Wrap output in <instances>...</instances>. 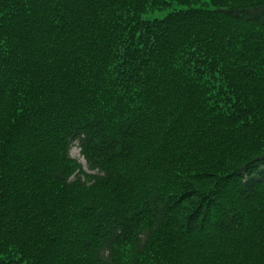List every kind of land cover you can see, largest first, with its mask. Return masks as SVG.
I'll list each match as a JSON object with an SVG mask.
<instances>
[{"label":"trees","instance_id":"trees-1","mask_svg":"<svg viewBox=\"0 0 264 264\" xmlns=\"http://www.w3.org/2000/svg\"><path fill=\"white\" fill-rule=\"evenodd\" d=\"M0 264H264V0H0Z\"/></svg>","mask_w":264,"mask_h":264},{"label":"rangeland","instance_id":"rangeland-1","mask_svg":"<svg viewBox=\"0 0 264 264\" xmlns=\"http://www.w3.org/2000/svg\"><path fill=\"white\" fill-rule=\"evenodd\" d=\"M161 16H162V14L155 12V13H149V14L145 15L144 17L156 18V17H161ZM70 156L72 158L76 159L81 164L84 171L89 172L88 169L86 168L85 160H84L83 156L81 155L80 149L78 148V145L76 143L70 149Z\"/></svg>","mask_w":264,"mask_h":264}]
</instances>
